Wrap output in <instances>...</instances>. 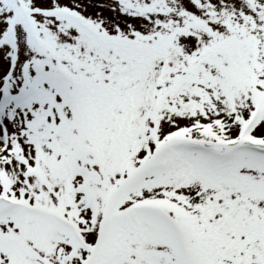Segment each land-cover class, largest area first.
<instances>
[{"label":"snow or ice","instance_id":"6c2138e0","mask_svg":"<svg viewBox=\"0 0 264 264\" xmlns=\"http://www.w3.org/2000/svg\"><path fill=\"white\" fill-rule=\"evenodd\" d=\"M0 264H264V0H0Z\"/></svg>","mask_w":264,"mask_h":264}]
</instances>
